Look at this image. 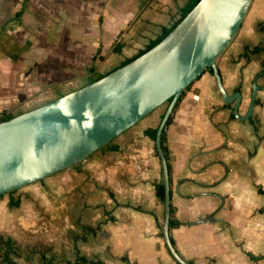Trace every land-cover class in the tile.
Here are the masks:
<instances>
[{
  "label": "crops",
  "instance_id": "obj_1",
  "mask_svg": "<svg viewBox=\"0 0 264 264\" xmlns=\"http://www.w3.org/2000/svg\"><path fill=\"white\" fill-rule=\"evenodd\" d=\"M189 2L87 0L86 22L75 4L61 8L69 21L58 32L86 23L90 41L84 44L78 33L76 40L61 37L37 52L30 48L32 93L0 94V113L27 112L120 68L178 21ZM217 67L227 94L241 93L239 114L246 115L254 85L264 87V0H252ZM1 71L10 86L18 70L3 56ZM234 105L206 69L166 129L170 237L191 264H264V88L249 119L237 117ZM166 109L157 108L53 180L0 195V236L16 243L18 264H179L164 239L165 203L157 194L163 167L151 135ZM18 200L19 206L10 205ZM2 252L0 242V264H6Z\"/></svg>",
  "mask_w": 264,
  "mask_h": 264
},
{
  "label": "water",
  "instance_id": "obj_2",
  "mask_svg": "<svg viewBox=\"0 0 264 264\" xmlns=\"http://www.w3.org/2000/svg\"><path fill=\"white\" fill-rule=\"evenodd\" d=\"M252 0H200L162 41L100 79L67 95L0 122V195L40 181L82 162L169 101L157 129L156 145L165 187V242L179 264H190L171 237V192L162 133L184 91L206 69L242 120L252 115L254 85L246 115L241 93L228 95L217 59L240 28Z\"/></svg>",
  "mask_w": 264,
  "mask_h": 264
},
{
  "label": "rangeland",
  "instance_id": "obj_3",
  "mask_svg": "<svg viewBox=\"0 0 264 264\" xmlns=\"http://www.w3.org/2000/svg\"><path fill=\"white\" fill-rule=\"evenodd\" d=\"M72 3L80 10L81 19L86 22L89 14L87 0H29L27 4H25V0H0V57H6L13 68L18 70L17 78L10 86L2 83L0 79V94L17 97L23 93H32L28 89V77L32 68L28 66L30 59L28 50L30 48H34L33 50L37 52L45 45L53 46L61 37H72L71 40H76L74 38L78 39V33L83 34V36L81 34L79 36H82L80 38L83 39L84 44L90 41L86 23L80 22L82 27L80 26L79 29L63 27V35L58 32L60 27L69 21L65 17L61 18L62 13L59 10L61 8L69 10ZM19 12H21L20 15H18ZM8 52H10L9 55ZM86 57L87 49L83 48L79 52V59H86ZM37 64V62L34 64L36 73ZM2 72L5 74L4 71L0 73ZM34 96L38 97L39 95ZM161 107L167 108L168 102ZM51 180H53L52 176L47 178V181ZM29 185L17 189L15 192L27 189ZM45 216L50 218V212L45 211Z\"/></svg>",
  "mask_w": 264,
  "mask_h": 264
},
{
  "label": "trees",
  "instance_id": "obj_4",
  "mask_svg": "<svg viewBox=\"0 0 264 264\" xmlns=\"http://www.w3.org/2000/svg\"><path fill=\"white\" fill-rule=\"evenodd\" d=\"M28 1L29 0H25V4H27ZM199 1L200 0H190V2L182 9L181 16H180L179 20L176 21L172 26L165 27L163 29L162 34L160 36H158V38H156L154 41H152L150 43V45L147 47V49L144 50V51H142L140 53V55H142L146 51H148L151 48H153L160 41H162L169 33H171L177 27V25L189 14V12H191V10H193V8L199 3ZM20 14H21V12L18 13V15H20ZM114 50L117 51V52L121 51L120 45L119 44L116 45L115 48H114ZM254 50L257 51V50H259V48H255ZM133 59H135V58H133ZM133 59L127 60L123 65L129 63ZM91 69H93V65H92ZM208 70H210L211 72H213V69L212 68H209ZM103 76L104 75L95 76V77H93V78H91L89 80V83L94 82V81L100 79ZM184 94H185V91L180 96V98H179V100H178L175 108H177L178 105L180 104V102H181ZM168 104H169V101H168ZM13 116H15V115L12 114V113H3V114L0 113V122L1 121H6V120L12 118ZM232 116L234 117L235 115H232ZM172 121H173V116L171 115L169 117V120H168V122H167V124L165 126V129L163 130V133H162V146H163V149L165 151V154H166L167 159H169V156H168L169 149H168V146L166 145V141H167L166 129L169 127V125L172 123ZM151 135L153 136L154 139H156L157 130H155L154 132H152ZM168 166H169V171H170V164H168ZM15 191L16 190H13L10 193L15 192ZM157 194L164 201V199H165V187H164V184L163 183H158L157 184ZM10 205L11 206H19L20 205V201L18 200V201H15V202H10ZM171 209H172V212H173V208H171ZM173 222H174V220L171 219V223H173ZM0 242L3 245V252H2V254H3V262L6 263V264H18L14 260V258H13V256H16L18 254V247L16 246V243L14 241H12L10 238L9 239H5L3 236H0Z\"/></svg>",
  "mask_w": 264,
  "mask_h": 264
}]
</instances>
